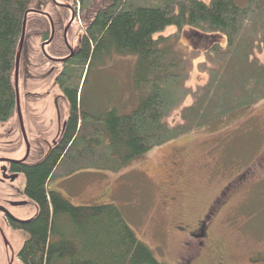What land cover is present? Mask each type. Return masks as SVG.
Returning <instances> with one entry per match:
<instances>
[{
	"label": "trees",
	"instance_id": "1",
	"mask_svg": "<svg viewBox=\"0 0 264 264\" xmlns=\"http://www.w3.org/2000/svg\"><path fill=\"white\" fill-rule=\"evenodd\" d=\"M39 1L0 0V123L14 115L23 22ZM90 1L82 0V6ZM209 1L101 0L84 18V70L79 78L72 72L65 80L69 116L61 142L23 169L25 192L37 207L33 220L18 226L28 233L19 251L23 264H165L137 238L116 205H75L47 185L84 169L119 171L155 147L264 99V63L257 57L264 42V12L255 5L252 9L259 2ZM173 26L226 38L225 48L218 42L210 51L216 64L206 84L187 85L194 58L179 49L175 35L162 34ZM113 51L137 56L138 105L129 113L117 108L90 113L83 107L86 68ZM188 96L193 102L181 108L180 122L170 123Z\"/></svg>",
	"mask_w": 264,
	"mask_h": 264
},
{
	"label": "rangeland",
	"instance_id": "2",
	"mask_svg": "<svg viewBox=\"0 0 264 264\" xmlns=\"http://www.w3.org/2000/svg\"><path fill=\"white\" fill-rule=\"evenodd\" d=\"M81 1L42 0L36 2L35 6L38 11L47 12L55 22L62 20V31L71 17V9L75 11L76 8L79 15L72 30V37L76 39L85 32L87 22L84 18H88L101 2L91 0L84 8ZM239 1L245 3V0ZM256 2L260 4L253 2L252 9L255 5L257 10L264 12V0ZM45 30H50L47 18L36 13L30 14L20 59L19 89H26L28 82L34 86H45L43 76L49 66L44 65L39 50L42 40L40 35ZM162 34L175 35L179 40V49L194 58L187 85L195 89L206 84L210 69L216 64L215 56L210 51L218 42L225 48L226 38L200 33L191 28L180 31L175 26L168 27ZM30 54L36 56L34 67L28 60ZM257 57L264 63V42L257 51ZM136 62V55L113 51L104 56L102 61L95 60L91 66L88 64L86 71L89 70V74L83 91L84 109L93 114H103L112 108H117L120 113H129L135 109L140 96L134 85ZM202 63L206 69L201 67ZM83 70L81 66L78 67L77 78ZM79 96L81 98V94ZM192 102V96H188L183 105L172 113L170 123L180 122L181 108ZM33 110L37 116L36 125L49 131L47 138L51 142L56 134L58 119L61 118L62 123L67 119V100L59 102L57 106L51 99L44 105L33 106ZM17 122L14 115L5 124H0V127H16ZM23 122H27L25 116ZM5 135H0V142L8 139ZM262 148L264 99L250 108L155 147L119 171L84 169L62 180L55 178L48 183L47 188L60 192L75 205H116L137 238L165 264H186L185 260L193 256L190 247L195 249L194 254L197 255L191 264H252L250 260L254 253L264 251V176L257 180V188L253 187L250 194L246 190L233 192L234 197L227 209L209 225V246L204 251L191 241L193 237L188 236V232L198 219L203 218L216 199L220 202L221 189L239 169L253 160L254 152L256 154ZM176 161L178 166L174 165ZM58 182H62L65 194L52 187ZM252 183L254 185L257 182ZM6 196L8 190L0 183V201ZM174 197L178 203L171 205ZM32 206L25 210L28 216L35 214ZM179 219H184V225L177 229ZM3 230L10 247L5 245L0 235V264H23L17 260V253L28 238V233L23 229ZM185 241L191 244H185Z\"/></svg>",
	"mask_w": 264,
	"mask_h": 264
},
{
	"label": "flooded vegetation",
	"instance_id": "3",
	"mask_svg": "<svg viewBox=\"0 0 264 264\" xmlns=\"http://www.w3.org/2000/svg\"><path fill=\"white\" fill-rule=\"evenodd\" d=\"M74 9L75 11L71 9V17L67 25L63 27V31L61 27L63 26L62 20L55 22L50 16L36 13L44 15L50 25V30H45L42 35H40L42 40L39 50L45 61L44 65L49 66V70L46 71L43 76L45 86H34L33 83L29 84L28 82V87L26 89L20 87L22 91L20 92L21 115L18 110L17 96L14 111V115L18 119V126L10 127L9 129L4 125V127H0V135L6 134L5 137L8 138L7 140L0 142V183L8 190V196L0 201V235L8 248L10 247V243L6 238L3 228L22 229L18 226L26 224H19L15 219L29 220L30 222L33 220L37 212L36 204L30 200L25 192L26 173L23 169L34 165L57 147L58 143L61 142L63 128L69 116L68 113L67 119L64 123H62L61 118L58 119V126L55 129L56 134L50 142L47 138L49 131L42 130L36 125L35 117L37 116L34 114L33 106L38 104L44 105L51 99L57 106L59 105V102H63L64 100H67L68 102L65 80L68 74L72 75V72H74V78H77V69L81 66L82 61L81 48L84 43L85 34L83 33L79 35L76 39L72 37V30L76 24L77 18V9ZM60 32L62 34H60ZM32 51H34V49ZM32 55L33 57L30 58ZM28 60L31 62L32 67H34L36 56L30 54L28 55ZM52 76L53 79H51ZM46 79H48L47 82ZM21 103L23 106H21ZM23 116L26 117L27 122L25 123L23 122ZM40 121L43 122V120ZM5 123L6 122L0 124ZM43 126L45 127V125ZM174 165L178 166V162H174ZM262 176H264V148L256 154L254 152L253 160L239 169L234 177L226 183L223 189H221L219 194L220 202L218 203V199H216L208 208L203 218L198 219L191 231L188 232V236L190 235L193 237L191 241H194L199 249L204 251V249L209 246V225H211L212 221L220 213L227 209L234 197L233 192L246 190V193L250 194V192L253 191V187L254 189L257 188L259 183L257 180ZM262 178L264 181V177ZM253 181H256L257 183L253 185ZM172 200L174 202L171 201V205L178 203L176 197L172 198ZM31 205L35 208V214L28 216V213L25 212V210ZM183 220L184 219L178 220L180 223H178L177 229L182 228V225H184ZM188 243L190 242L185 241V244ZM190 248L193 251V256L185 260L186 264H191L193 258L197 256L194 254L195 249L192 247ZM19 251L17 253V260L21 261ZM250 261L252 264H264V251L255 252Z\"/></svg>",
	"mask_w": 264,
	"mask_h": 264
},
{
	"label": "water",
	"instance_id": "4",
	"mask_svg": "<svg viewBox=\"0 0 264 264\" xmlns=\"http://www.w3.org/2000/svg\"><path fill=\"white\" fill-rule=\"evenodd\" d=\"M31 13H41V14H45L47 16H50L48 13H45V12H42V11H38L36 9H31L25 14V18H24V22H23V29H22V36H21V40H20V43H19V50H18V53L16 55V66H15V90H16V96H17V99H18L17 104H18V110H19V114L20 115H21L20 91H19L20 59H21V55H22V51H23V47H24V42H25V37H26L28 17H29V14H31ZM15 221L17 223H19V224H27L29 222V220H19V219H15Z\"/></svg>",
	"mask_w": 264,
	"mask_h": 264
},
{
	"label": "crops",
	"instance_id": "5",
	"mask_svg": "<svg viewBox=\"0 0 264 264\" xmlns=\"http://www.w3.org/2000/svg\"><path fill=\"white\" fill-rule=\"evenodd\" d=\"M62 178H65V177H60V179L62 180ZM53 181V180H52ZM52 181H49L48 183H51ZM62 183V182H61ZM61 183H56V184H54V185H52V187L54 188V189H60V190H62L63 191V189H62V187H61ZM64 192V194H65V191H63Z\"/></svg>",
	"mask_w": 264,
	"mask_h": 264
},
{
	"label": "bare ground",
	"instance_id": "6",
	"mask_svg": "<svg viewBox=\"0 0 264 264\" xmlns=\"http://www.w3.org/2000/svg\"><path fill=\"white\" fill-rule=\"evenodd\" d=\"M15 66H16V64H15Z\"/></svg>",
	"mask_w": 264,
	"mask_h": 264
}]
</instances>
